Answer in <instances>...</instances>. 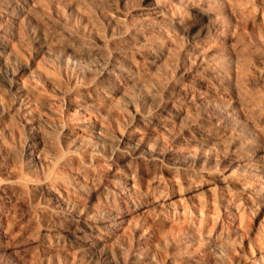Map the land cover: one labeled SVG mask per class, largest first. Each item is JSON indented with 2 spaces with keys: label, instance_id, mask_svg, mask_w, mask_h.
<instances>
[{
  "label": "rangeland",
  "instance_id": "374dc122",
  "mask_svg": "<svg viewBox=\"0 0 264 264\" xmlns=\"http://www.w3.org/2000/svg\"><path fill=\"white\" fill-rule=\"evenodd\" d=\"M6 61L0 264H264V0H0Z\"/></svg>",
  "mask_w": 264,
  "mask_h": 264
},
{
  "label": "bare ground",
  "instance_id": "6f19581e",
  "mask_svg": "<svg viewBox=\"0 0 264 264\" xmlns=\"http://www.w3.org/2000/svg\"><path fill=\"white\" fill-rule=\"evenodd\" d=\"M1 48L3 50L7 49L6 46H2ZM9 63L6 61V64L4 63L2 65V68L0 71V75L2 77L1 79L8 86L15 87L13 69L9 65ZM13 63L15 64L16 71H18L22 66L21 61L18 59L14 60ZM15 88L18 89V87H15ZM239 186L242 189L243 193H246L248 195H251V194L253 195L252 189L254 185H251L250 182L243 183V184L241 183L239 184ZM259 197L262 202L260 201L256 203L257 204L256 208L258 207L259 209L261 208L264 209V195L260 194ZM250 203H254L253 200L250 199ZM96 212H99L100 214L98 213L99 215L94 216L92 220L85 219L80 216L77 218L72 217V221H74L76 229L78 230L77 237L81 240V243L85 247L89 248V250H93L94 248L99 247L103 245L105 242H107L108 241L107 237H109V233H111V230L107 228V227H110V225L107 224V222L105 223L102 217V213L104 211L99 208L98 210H96Z\"/></svg>",
  "mask_w": 264,
  "mask_h": 264
}]
</instances>
